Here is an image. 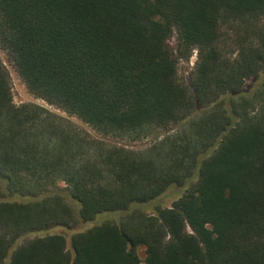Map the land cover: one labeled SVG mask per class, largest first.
Segmentation results:
<instances>
[{
  "label": "trees",
  "instance_id": "1",
  "mask_svg": "<svg viewBox=\"0 0 264 264\" xmlns=\"http://www.w3.org/2000/svg\"><path fill=\"white\" fill-rule=\"evenodd\" d=\"M0 49L31 95L98 135H156L144 154L16 106L0 62V264L26 234L104 214L118 218L72 236L71 255L45 236L7 264H264V0H0Z\"/></svg>",
  "mask_w": 264,
  "mask_h": 264
},
{
  "label": "rangeland",
  "instance_id": "2",
  "mask_svg": "<svg viewBox=\"0 0 264 264\" xmlns=\"http://www.w3.org/2000/svg\"><path fill=\"white\" fill-rule=\"evenodd\" d=\"M223 33V42L221 41V48L223 54L228 58H235L237 53V46L234 43V35L231 31L227 30L226 28L222 29ZM228 34V36H227ZM226 41V42H224ZM168 45L171 49H175L176 47V39L173 36L170 38ZM197 59V52L194 50L191 53V56L189 59L184 60L180 59L178 63V77L179 79L184 82L185 84L189 83L190 75L194 69V65ZM0 62L6 69L9 81H10V88H11V94H12V100L13 104L16 106L25 105V104H35L42 106L43 108L49 110L56 116H60L62 118H66L70 120L85 136H87L89 139H95V140H101L109 145H116V146H125L129 149H132L136 152H144V154L147 152V148L153 144L156 139V135H150L144 140L136 141V142H130L125 139H116V138H110V137H103L101 135H98L93 129H91L89 126L82 123L77 118L70 116L64 112H62L59 109H56L53 106L47 105L45 102L36 99L33 95H31L27 89L25 88L24 84L20 80L17 72L15 71V68L13 64L9 61L7 55L5 52H3L0 49ZM159 134L162 133V131L158 132ZM62 187L63 185H59ZM184 189L182 187H178L176 185L171 186L164 194L160 195L156 200L152 201L151 203H148L144 206H142V209L144 210V214H152L153 209L155 207H161V208H169L173 201L176 200L179 196L183 194ZM118 218V215L115 214H104L100 215L97 219L91 222L87 223H78L77 225L73 227H55L48 229L46 231L36 232V233H29L22 237H20L18 240H16L13 243V246L7 256L5 264H7L8 260L11 257V254L18 248L24 246L26 243L42 238L45 236H61L64 239L65 242V248L66 251L71 255V245L70 240L71 237L74 236L77 233H83L87 230L91 229L93 226L97 225L98 223L104 221V220H110L114 221L113 219ZM138 257L143 262L145 258L144 249L142 247L137 248L136 250Z\"/></svg>",
  "mask_w": 264,
  "mask_h": 264
}]
</instances>
